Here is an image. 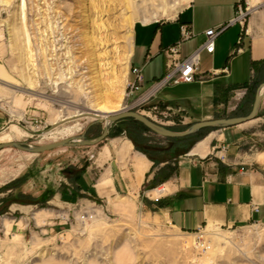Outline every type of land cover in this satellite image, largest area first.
I'll list each match as a JSON object with an SVG mask.
<instances>
[{
	"label": "rangeland",
	"instance_id": "rangeland-1",
	"mask_svg": "<svg viewBox=\"0 0 264 264\" xmlns=\"http://www.w3.org/2000/svg\"><path fill=\"white\" fill-rule=\"evenodd\" d=\"M248 1H252L250 5L264 4V0H243L247 7ZM188 2L0 0V114L7 120L0 130V143L44 145L82 135L86 129L90 139L103 133L104 122L86 115L101 112L91 104L93 74L77 68L72 78L66 79L64 71L68 66L63 62L69 58L62 57L68 47L79 58L77 64L86 59V35L80 34L85 31L94 45L105 102L115 104L118 94H123V103L116 111L128 109L146 115L147 103L158 93L143 102L146 88L132 91L128 86L134 80L131 57H127L135 26L174 20ZM146 18L151 20L144 22ZM46 59L50 66L44 65ZM261 71L259 77L264 80V69ZM262 83L258 82L252 92ZM253 93L248 102L251 109ZM77 111L83 115H74ZM247 111L245 107L239 113L246 115ZM69 116L78 118L63 122ZM193 123L171 127L184 130ZM245 127L249 138L241 152L251 154L264 148V120ZM212 131L207 128L187 138L173 139L123 119L115 122L106 139L96 145L79 144L43 153L4 148L0 151V193L5 192L0 194V264H264V224L206 227L202 233L211 249L200 250L196 246L198 234L175 227L155 201L160 196H148L147 190L160 187L164 176L177 169L180 160ZM118 138L131 140L152 161L154 178L140 194L106 198L81 193L79 175L88 169L95 183L107 170V164L98 165L99 153ZM216 152L211 157L221 165L225 157L216 156ZM49 180L51 191L39 197L34 195L38 188H26L29 182L43 184ZM48 195L51 200H47ZM85 210L97 214L93 221H79V214Z\"/></svg>",
	"mask_w": 264,
	"mask_h": 264
},
{
	"label": "crops",
	"instance_id": "crops-1",
	"mask_svg": "<svg viewBox=\"0 0 264 264\" xmlns=\"http://www.w3.org/2000/svg\"><path fill=\"white\" fill-rule=\"evenodd\" d=\"M241 1L189 0L174 20L137 24L131 66L141 69L143 90L167 74L170 59L166 50L180 43L183 25H189L194 36L180 44L178 58L182 59L205 41L210 29L233 19ZM263 7L264 4L251 11L241 51L238 42L243 28L229 27L217 38L214 53L202 52L198 80L165 87L147 103L145 114L171 129L172 124L181 122L244 115L239 111L249 101L264 69ZM263 110L264 97L256 119L225 129L211 128L213 131L180 160L176 171L160 187L147 190L152 197L158 189L165 188L157 203L175 227L197 233L206 227L229 229L253 222L264 224V148L251 154L241 152L249 138L245 126L264 120ZM6 124L0 114V130ZM214 151L221 154L216 156L225 157L221 165L211 157ZM97 160L100 166L107 164V170L95 183L91 172L84 170L77 180L81 193L106 198L121 193L140 194L155 175L152 161L129 139L112 140L103 146ZM50 182H29L26 188H38L34 195L39 197L51 191Z\"/></svg>",
	"mask_w": 264,
	"mask_h": 264
},
{
	"label": "built area",
	"instance_id": "built-area-1",
	"mask_svg": "<svg viewBox=\"0 0 264 264\" xmlns=\"http://www.w3.org/2000/svg\"><path fill=\"white\" fill-rule=\"evenodd\" d=\"M247 3V2H246ZM249 7L246 6V4L241 1L237 8V15L231 19L229 22L217 27L210 29L207 32V36L205 41L190 55H188L186 58H178V54L180 53V44L194 36V32L192 28L189 25H183L181 27V40L180 43L169 47L166 50V53L169 56V65H168V72L167 74L155 81L152 86L147 90V93L145 94L149 96L145 99H143V102L151 98L152 96L159 93L161 90H163L165 87L175 84V83H193L198 80V70L201 62V54L203 51L214 53L216 48V40L217 38L225 32L229 27L239 24L242 26V33L239 37L238 45L240 46L238 48L239 51L242 50V43L245 37V33L247 29L245 28V24L247 22V17L250 14V11L248 9ZM131 73L134 75V80L129 82V85L132 89V91H137L142 89L143 87V75L141 72V69L139 67H131ZM144 96V97H145ZM143 97V98H144ZM160 197L155 198L156 202H159ZM94 211L85 210L81 211V213L78 216V219L81 223H88L89 221H93L95 213ZM202 230H199L197 232L196 237V246L200 250H209L210 244L205 239L204 233H202Z\"/></svg>",
	"mask_w": 264,
	"mask_h": 264
},
{
	"label": "water",
	"instance_id": "water-1",
	"mask_svg": "<svg viewBox=\"0 0 264 264\" xmlns=\"http://www.w3.org/2000/svg\"><path fill=\"white\" fill-rule=\"evenodd\" d=\"M263 88H264V83L260 84V86L257 89L255 100H254L250 113L246 115H242V116H234V117H229V118H217V119H210V120H204V121H197L184 130H174V129L168 128L154 121L147 115H144L134 110L124 109V110L116 111L112 113L96 112V114L99 117L97 120L99 122H104L105 124L103 133L96 138H92V139L88 138L86 136V132L88 129H86V131L82 135H75L71 138H65L61 141H56V142L44 144V145H29L23 142H16V141L3 142V143H0V151L3 150L4 148L15 147L17 149L27 151L30 153H43V152L57 149L60 147H72V146H77L79 144L96 145L106 139V137L108 136L110 132L112 125L115 122H118L120 120L127 119V118L135 119L138 122L145 125L150 131L158 135L167 137V138H184V137L193 135L195 133H198L199 131L206 129V128L225 129V128L241 125L243 123L252 121L258 117L260 106H261V101L264 97ZM57 125H60V124H57Z\"/></svg>",
	"mask_w": 264,
	"mask_h": 264
},
{
	"label": "bare ground",
	"instance_id": "bare-ground-1",
	"mask_svg": "<svg viewBox=\"0 0 264 264\" xmlns=\"http://www.w3.org/2000/svg\"><path fill=\"white\" fill-rule=\"evenodd\" d=\"M248 3H249V1H248ZM251 4H252V1L250 2ZM250 3H249V5H250ZM260 4H263L262 2H259L258 3V5H250L249 6V11H253L254 9H256V8H258L259 6H261ZM85 13V12H84ZM87 14V13H86ZM85 17H86V15H85ZM84 19V18H83ZM151 19H149V18H146L145 20H144V22H149ZM55 30H57V29H55ZM66 31V30H65ZM65 31L63 32V34H65ZM80 31V30H79ZM81 35H83V34H85L86 35V39H85V41H84V55H86L85 56V60H83L82 62H80V63H78L77 64V60L79 59V58H77L76 56H74L73 55V48L72 47H68V51H66V52H64V54L63 55H65L64 57H62V58H69V60H68V62H63V65L64 66H68V70L67 69H64V71H66V79L67 78H72V74H73V72L74 71H76L77 72V68H84V69H86V71L85 72H82V73H87V72H89V71H91V73L93 74V76H91V79H92V81H91V91H90V93H92V94H94L93 95V99H92V101H91V104L92 105H94V106H96V108H97V110H99V111H101V112H103V113H112L113 111L114 112H116V110L115 109H118L119 107H121V105H122V103H123V100H124V95L123 94H118V100L116 101L117 103H115V104H108V103H106L105 101V94L102 92V90H101V86L103 85L102 83V81H101V78H100V73H99V70H98V63H97V56H96V54H95V51H94V45H93V43H92V39H90V37L88 36V32L87 31H85V32H83V33H80ZM84 35V36H85ZM64 36V35H63ZM67 36V35H66ZM69 39V38H68ZM55 41V40H54ZM58 45L60 44V39H58ZM57 43V42H56ZM48 44H46V46H47ZM75 45H77V43L75 44ZM53 47H55V46H53ZM63 47V45H61L60 46V50H61V48ZM43 48V47H42ZM66 48H67V46H66ZM79 48H81V49H83V47H78V49ZM45 49V48H44ZM47 49V48H46ZM50 49V48H49ZM53 49V48H52ZM56 49H57V46H56ZM65 49V48H64ZM77 48H75V50H76ZM47 51V50H46ZM50 51V50H49ZM50 53V52H49ZM68 54V56H66ZM131 54H132V50H130V53H129V55H128V57H127V59L129 58V57H131ZM53 57V56H52ZM47 60H49V59H46V61H45V66L47 67V66H50V64H49V62L47 61ZM67 61V60H66ZM75 68V69H74ZM80 70V69H79ZM69 75H71V76H69ZM86 76L85 75H83V78H85ZM30 83V82H29ZM128 85H129V82H128ZM81 88V87H80ZM263 91H264V88H263ZM149 96V94L148 95H146L143 99H145V98H147ZM96 112L97 111H90V112H87V114L86 115H92V116H94V117H96L97 119L99 118L98 117V115L96 114ZM83 112H81V111H77V113L76 114H74V115H83L82 114ZM70 117H72V116H69V117H64V121L63 122H67V121H69V120H74V118H78V117H74V118H71V119H68V118H70ZM12 132H13V129L10 131V133H11V135H12ZM13 136V135H12ZM163 192H165V188H163V187H161L160 189H158V191H157V194L156 195H160V194H162ZM97 214H95V216H96ZM95 216H94V218H95ZM210 249H211V245H210ZM209 249V250H210ZM208 251V250H207Z\"/></svg>",
	"mask_w": 264,
	"mask_h": 264
},
{
	"label": "trees",
	"instance_id": "trees-1",
	"mask_svg": "<svg viewBox=\"0 0 264 264\" xmlns=\"http://www.w3.org/2000/svg\"><path fill=\"white\" fill-rule=\"evenodd\" d=\"M263 79L261 78L260 79V77H259V83L262 81ZM253 93V92H252ZM251 93V94H252ZM249 102V101H248ZM245 103L244 105H243V107L241 108V110L243 109V108H248V111H247V113H249V111L251 110V108H250V104L251 103ZM127 119H129V120H131V121H133V122H136L137 124H140V125H142L143 126V128H145L146 130H149L145 125H143L142 123H140V122H138L137 120H135V119H132V118H127ZM207 129V128H206ZM194 135V134H193ZM190 136H192V135H190ZM187 137H189V136H187ZM187 137H184V138H187ZM174 139V138H173ZM176 171V169H174V170H172V171H170L169 173H167L165 176H164V181L165 180H167L174 172Z\"/></svg>",
	"mask_w": 264,
	"mask_h": 264
}]
</instances>
